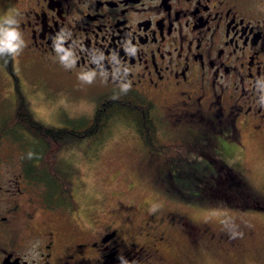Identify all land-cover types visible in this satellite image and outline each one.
I'll list each match as a JSON object with an SVG mask.
<instances>
[{
    "label": "flooded vegetation",
    "instance_id": "flooded-vegetation-1",
    "mask_svg": "<svg viewBox=\"0 0 264 264\" xmlns=\"http://www.w3.org/2000/svg\"><path fill=\"white\" fill-rule=\"evenodd\" d=\"M6 17L18 21L23 54L58 64L99 96L144 98L158 136L190 141L181 152L210 172L201 182L220 171L242 178L227 160L245 138L264 143V0H0V20ZM13 65L14 56L0 57L13 95L11 104L0 97V155L15 160L8 165L0 156V264H157L172 232L191 247L238 248L251 238L242 228L213 233L179 210L146 208L128 227L94 209L81 227L76 210L44 208L23 168H33L30 154L43 143L32 129L61 125L34 118ZM145 153L140 160L155 167L153 183L170 195L158 172L168 161ZM256 196L254 209L264 212V187Z\"/></svg>",
    "mask_w": 264,
    "mask_h": 264
},
{
    "label": "rangeland",
    "instance_id": "rangeland-1",
    "mask_svg": "<svg viewBox=\"0 0 264 264\" xmlns=\"http://www.w3.org/2000/svg\"><path fill=\"white\" fill-rule=\"evenodd\" d=\"M14 62L12 74L26 96L28 109L37 120L63 125L66 119L82 120L94 111L100 91L80 78L70 77L58 64L40 62L22 52L14 56ZM9 82V76L0 68V97L7 104L13 101V95L7 89ZM25 130L26 133V127ZM103 132L72 139L59 149L57 155L58 168L72 183L77 202V222L81 227L90 225L88 212L94 209L104 208L108 215L115 220L121 219L128 227L134 225L136 218L146 208L179 210L208 225L213 233L242 228L251 230L252 236L244 238L242 246L238 248L213 242L208 243V247H191L186 240L172 232L170 244L163 247V261L157 264H264V212L252 206L241 207L248 204L242 203L246 194L237 186V182L222 180L224 171L219 172L221 176L211 177L202 186L214 189V185L223 182L225 195L220 188L215 190L223 194L219 200L216 197L220 193L212 194L203 203L171 198L161 192L158 184L153 183L155 167L151 166V162L148 159L140 160L141 153H144L143 146L130 122L111 119ZM8 153L0 156L10 165L15 160L11 157L13 154L10 156ZM8 157L12 158V162ZM227 162L230 170L232 165L240 166L242 182L249 185L255 195L257 189L264 187V143L245 138L243 150L237 153L234 160ZM217 178L222 181L217 182ZM199 190L195 195L200 193ZM204 192L203 196L206 195ZM237 202L240 206H237ZM61 210L65 209L58 211ZM44 219L47 221V218ZM194 232L188 229V240L195 245Z\"/></svg>",
    "mask_w": 264,
    "mask_h": 264
},
{
    "label": "trees",
    "instance_id": "trees-1",
    "mask_svg": "<svg viewBox=\"0 0 264 264\" xmlns=\"http://www.w3.org/2000/svg\"><path fill=\"white\" fill-rule=\"evenodd\" d=\"M148 108L147 101L141 97H106L101 95L96 101L94 111L82 120L66 119L64 124L57 128L44 125L42 132L33 129L32 132L29 128L31 133L36 137L38 136L43 143L36 153L30 154L36 164L33 165L32 169L30 167L23 168V172L27 178H31L40 188L43 206L51 210L65 209L73 211L77 208V202L72 192V183L57 166L59 149L72 139L102 134L101 132L106 130L107 125L114 118L115 120L123 119L130 122V126L136 131L146 153L156 156L157 161H168V164L158 170V172H164L163 174L168 178L166 185H162L167 188L166 192L170 193L168 197L203 203L207 201L204 196L220 193V191L215 192L219 188L225 195V188L222 187L223 182L214 185V189L202 188L204 182L201 181L206 175L209 176L210 172L192 154L181 152L182 147L188 149L186 145L190 146V141L164 139L158 136L155 131V122L149 115ZM31 123L37 122L31 118L29 124ZM53 131L56 135H53ZM219 175L221 176V173ZM224 175L223 179L230 178L237 182V186L246 194L245 202L242 203L248 204L241 207H257V204L252 202L256 195L250 190L249 185L242 182L241 178H235L234 175H229L227 172H224ZM226 182L229 183V181ZM197 190L200 193L195 195ZM202 191H205L204 194L206 195L203 196ZM222 195L220 193V196L216 197L217 200L222 198ZM237 206H240L238 202Z\"/></svg>",
    "mask_w": 264,
    "mask_h": 264
},
{
    "label": "clouds",
    "instance_id": "clouds-1",
    "mask_svg": "<svg viewBox=\"0 0 264 264\" xmlns=\"http://www.w3.org/2000/svg\"><path fill=\"white\" fill-rule=\"evenodd\" d=\"M25 46L18 21L12 17L0 20V57L18 56Z\"/></svg>",
    "mask_w": 264,
    "mask_h": 264
}]
</instances>
